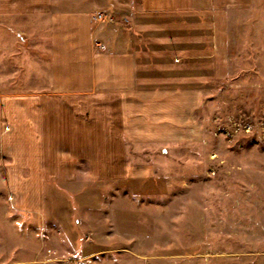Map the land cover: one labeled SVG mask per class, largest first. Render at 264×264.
Here are the masks:
<instances>
[{"label":"crops","instance_id":"1","mask_svg":"<svg viewBox=\"0 0 264 264\" xmlns=\"http://www.w3.org/2000/svg\"><path fill=\"white\" fill-rule=\"evenodd\" d=\"M251 6L252 0H0V72H31L18 90L12 81L0 89V159L11 207L44 222L57 199L48 189L75 183L78 164L100 180L148 172L125 165L124 142L188 136L205 76L189 72L228 73L219 62V31L232 13ZM98 13L113 21L98 20ZM214 54L223 71L211 64L204 70L200 57ZM43 72L46 82L37 79ZM82 250L75 259L50 255L58 248L41 251L23 263L144 264L100 262L96 250Z\"/></svg>","mask_w":264,"mask_h":264},{"label":"rangeland","instance_id":"2","mask_svg":"<svg viewBox=\"0 0 264 264\" xmlns=\"http://www.w3.org/2000/svg\"><path fill=\"white\" fill-rule=\"evenodd\" d=\"M219 34L228 73L189 72L205 76L188 136L124 142L125 165L148 172L100 180L78 164L75 183L48 189L57 199L40 222L11 207L0 159V264H24L55 248L50 255L75 259L84 247L100 262L264 264V0L232 13ZM200 59L204 70L223 71L215 54ZM30 73L0 72V89L12 81L18 90ZM43 73L37 79L46 82Z\"/></svg>","mask_w":264,"mask_h":264},{"label":"built area","instance_id":"3","mask_svg":"<svg viewBox=\"0 0 264 264\" xmlns=\"http://www.w3.org/2000/svg\"><path fill=\"white\" fill-rule=\"evenodd\" d=\"M96 18H97L98 20L105 19V20H107V21H113V19H112L111 16H106V15H104V14H102V13H98V14L96 15Z\"/></svg>","mask_w":264,"mask_h":264}]
</instances>
